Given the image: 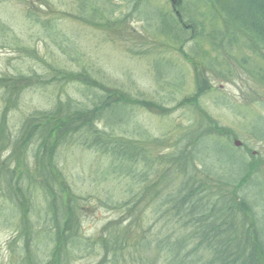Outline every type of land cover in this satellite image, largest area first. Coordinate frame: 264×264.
Here are the masks:
<instances>
[{"label":"rangeland","instance_id":"1","mask_svg":"<svg viewBox=\"0 0 264 264\" xmlns=\"http://www.w3.org/2000/svg\"><path fill=\"white\" fill-rule=\"evenodd\" d=\"M106 1V8H116L115 16L130 8H125L123 0ZM86 3L102 5L98 0ZM76 4L75 0H0V25L4 26L0 27V166L8 167L1 170L0 178L17 170L10 182L2 185L0 180V264H109L111 254H105L101 243L110 238L127 253L118 264H139L141 251L133 246L140 237L145 241L169 234L176 237L175 221L168 216L158 219L151 206L136 197L150 183L155 166L146 170L138 164L136 170L149 181L132 183L122 174L127 164L83 147L81 140L88 135L79 137L81 132L72 133L65 144L66 140L62 145L57 142L49 160H42L43 156L37 160V147L31 142L16 149L30 116L44 113L59 120L68 115L66 105L90 109L86 102L90 94L81 83L89 77L155 105L132 106L130 119L111 127L118 140H140L149 158L173 156V147L183 148L188 138L202 133L194 153L206 173L235 184L248 162L253 176L250 185L228 194L236 202L246 197L252 203L264 233V83L244 74L252 70L250 64L264 69V53L234 49L230 67L239 73L223 78L226 73L209 71L207 55L190 52L193 42L184 41L179 54L175 48L151 51L150 42L137 39L145 25L159 32L154 12L171 11L165 0H154L139 15L128 18L126 28L113 31L81 24L73 15ZM30 12L38 16V22L28 17ZM126 116L118 108L112 118L106 113L103 119ZM99 122L98 130L109 131ZM235 140L241 145L235 146ZM151 163L147 159L146 164ZM174 167L166 165L159 171L162 181L165 172L172 180L166 189L179 182ZM188 171L195 169L190 166ZM16 187L21 192L16 193ZM252 215V211L244 213L250 225ZM19 230L26 233L24 237H17ZM175 231L188 232L187 228ZM75 234V243L67 241ZM191 243L188 249L195 245ZM254 250L253 262L264 264V250L257 245ZM150 253H155L153 246ZM211 256L199 248L192 258L184 254L181 258L187 264H207Z\"/></svg>","mask_w":264,"mask_h":264},{"label":"trees","instance_id":"2","mask_svg":"<svg viewBox=\"0 0 264 264\" xmlns=\"http://www.w3.org/2000/svg\"><path fill=\"white\" fill-rule=\"evenodd\" d=\"M75 1L77 4L73 15L81 24L113 31L116 28H126L128 18L132 19L136 13L139 15L154 0H123L126 2L125 8H130L124 15L122 13L121 17L115 16L116 8L114 10L112 7L106 8L104 6L106 0H98L101 1L102 5L93 6L87 4L86 0ZM165 1L171 11L154 12L155 19L160 21L159 32L155 34L150 31L149 26L145 25L143 32L137 34V39H144V43L150 42L152 45L151 51L165 47L167 49L175 48L176 52L181 54L183 53L182 43L184 41L193 42L195 47L190 52H203L204 55H207L206 61L210 68L209 71L226 73L223 78H229L232 74L238 75L239 73L235 69L236 67H230L231 63L234 62L232 56L234 49L241 48L254 53H264V0ZM28 17L35 22L39 21L34 12H30ZM0 27H2L1 29L4 28L1 25ZM127 51L130 52L131 50ZM154 56L159 55L154 54ZM192 58L196 61L194 57ZM197 61L201 63L202 60L197 59ZM249 66L252 70L246 71L244 74L248 75L250 79L253 78L255 82L264 83V72H262L264 69L262 66L255 64ZM227 75L230 76L227 77ZM81 83L86 87L85 91L90 94L86 99L90 109L81 108L80 106L72 108V105H66L65 108L68 110L65 113L68 115L59 120L48 114L44 116V113H36L30 116L25 121L26 126L24 125L21 128L20 136L15 144L16 149L18 150L22 145L31 142L30 144L37 147V160L41 156H43L42 160L47 158L49 160V154L52 153L57 142L62 145L66 140L65 144L69 141L72 133L81 132L79 137L88 135V138L81 140L83 147L90 150L94 149L115 161L125 162L127 167L122 174L131 178L132 183L145 185L147 180L149 181L145 173L136 170L138 164L146 170L152 165L155 166L154 176L150 178V183L146 184L147 187L143 188L136 197L141 201H146V204L151 206L153 214L160 216L158 219L168 216L169 220L175 221V229L185 231L187 228L188 232L187 235H184V233L180 234L173 229L172 231L177 233L175 234L176 237L169 234L156 238L157 241L148 237V241H145L140 237L136 240V245L133 246L136 252L141 251L140 260L138 259L139 264H187L181 258V255L184 254L187 258H192L199 248L212 255L211 258L208 257L207 264L210 262V264H256L253 262L255 245L259 250H264V239H262L264 233L259 229L257 214L253 213L254 207L246 197L242 198L241 202H236L228 194L229 192L236 193L240 188H243L244 184L245 188L250 185L253 176L248 168V162L245 163V170L235 184H230L227 181L223 182L213 174L206 173L195 159L196 153L194 152L197 142L204 135L198 132L197 136L187 139L185 147H173V156L164 157L161 160L155 157L149 158V152L140 146V140H118L115 138L114 128L111 127H117L115 123L119 121L129 120L128 115L132 110L130 109L132 106L155 105L138 100V98L117 88L103 85L90 77L89 80ZM118 108H120V112L127 115L126 118H113V120L105 122L104 115L109 113L112 118ZM71 115H74L76 119ZM161 117L163 116L161 115ZM99 121L109 126V131L104 128L98 130L95 125ZM100 122L99 124H101ZM78 127H82L80 129L87 128V130L79 131ZM138 135L140 137V134ZM224 148L232 151L226 143H224ZM179 153H183V155L179 157ZM147 159L152 161L151 165L146 164ZM183 163H187L184 168ZM166 165L176 167H174V175L177 174L179 182H174L172 189H170L172 180L167 173L162 174L165 181H162L161 175H159L160 169ZM42 166L46 167L47 165L43 162ZM190 166L195 169L194 172L188 171ZM199 167H201V170L198 169ZM7 169V166H0V172ZM16 171L12 170L8 176L1 177L2 185L6 181L10 182L14 176L13 172L16 173ZM20 174H23V172L20 171ZM26 176H28V173H26ZM165 185H169L170 188L166 189ZM231 187L232 190H230ZM135 188L136 186L131 190L134 193ZM8 190L6 193L11 198ZM14 190L16 193L21 192L19 187ZM126 209L128 210L127 207ZM250 211L253 214L252 225L248 223L246 216H244V213ZM24 218H27V216L24 215ZM163 219L166 220V218ZM166 224L165 221L161 224V227L164 228ZM240 228L243 231H238ZM25 234V232L19 230L17 237H24ZM77 239L78 235L70 236L67 241L71 240L72 243H75ZM114 242L121 244L111 238L101 243L105 249V254H111L109 264H118L120 261H124L127 256V253L114 246ZM191 242H194L195 245L191 247L192 249H188L190 247L186 246L193 244ZM152 246L153 249L155 248L154 254L150 253ZM256 252L258 251L256 250ZM127 262L129 263V261Z\"/></svg>","mask_w":264,"mask_h":264},{"label":"water","instance_id":"3","mask_svg":"<svg viewBox=\"0 0 264 264\" xmlns=\"http://www.w3.org/2000/svg\"><path fill=\"white\" fill-rule=\"evenodd\" d=\"M234 145H235V146H239V145H240V142L237 141V140H235V141H234Z\"/></svg>","mask_w":264,"mask_h":264}]
</instances>
